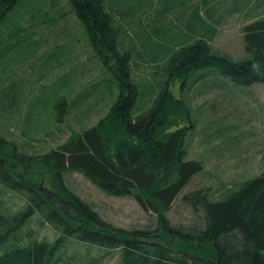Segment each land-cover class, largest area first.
Masks as SVG:
<instances>
[{"label": "rangeland", "instance_id": "rangeland-1", "mask_svg": "<svg viewBox=\"0 0 264 264\" xmlns=\"http://www.w3.org/2000/svg\"><path fill=\"white\" fill-rule=\"evenodd\" d=\"M105 4L119 29L116 52L121 58L130 52L124 66L139 92L132 116L153 110L163 93H171L175 104L187 108L180 123L187 128L184 159L199 161L204 168L179 193L168 216L173 225H191L200 221L203 210L185 201V194L205 189L209 200L220 201L264 172V82L239 84L213 66L185 71V78L179 79L175 70L185 65L174 64L172 58L200 39L213 56L231 63L251 60L244 28L264 17V0H106ZM91 40L69 0H19L0 22V137L5 142L39 155L110 114L121 91L118 54L96 48ZM62 99L68 110L60 122L55 104ZM64 179L116 227L158 228V216L146 212L131 195L112 194L76 170L64 172ZM43 183L49 187V178ZM27 193L0 182V232L5 235L0 256L35 242L55 245L62 240L56 264L121 262V248L64 237L63 230L55 228L58 222L44 221L42 212L31 213L15 228L28 209Z\"/></svg>", "mask_w": 264, "mask_h": 264}, {"label": "trees", "instance_id": "trees-1", "mask_svg": "<svg viewBox=\"0 0 264 264\" xmlns=\"http://www.w3.org/2000/svg\"><path fill=\"white\" fill-rule=\"evenodd\" d=\"M18 2L0 0V22ZM69 3L92 44L118 54L121 91L110 114L97 126L75 132L59 147L39 155L23 153L20 146L0 137V182L28 192V209L15 228L31 213L42 212L44 221L58 222L55 228L63 230L64 237L121 248L119 264H264V172L220 201L209 200L205 189L185 194L183 199L202 209L203 216L188 226L173 225L168 212L183 188L204 168L199 161L184 159L187 128L180 123L186 119L187 108L175 104L171 93H163L153 110L134 118L132 109L139 92L124 66L130 52L123 58L116 52L119 29L106 0ZM244 41L252 59L240 63L211 55L210 47L200 39L182 47L172 61L185 66L175 70L174 77L185 78V71L213 66L239 84L264 82V17L245 26ZM55 107L61 122L68 110L66 100ZM172 126L176 130L168 131ZM69 170L82 172L112 194L131 195L146 212L158 216V228L127 231L103 220L67 186L64 172ZM47 177L49 187L43 183ZM4 236L0 233V240ZM61 242H35L11 249L0 256V264H56Z\"/></svg>", "mask_w": 264, "mask_h": 264}, {"label": "water", "instance_id": "water-1", "mask_svg": "<svg viewBox=\"0 0 264 264\" xmlns=\"http://www.w3.org/2000/svg\"><path fill=\"white\" fill-rule=\"evenodd\" d=\"M1 233V232H0Z\"/></svg>", "mask_w": 264, "mask_h": 264}]
</instances>
